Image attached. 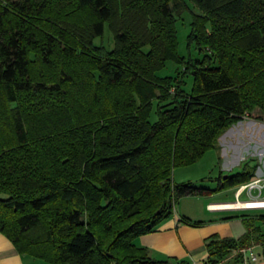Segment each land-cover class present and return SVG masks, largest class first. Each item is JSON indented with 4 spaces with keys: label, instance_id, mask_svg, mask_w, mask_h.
I'll return each mask as SVG.
<instances>
[{
    "label": "trees",
    "instance_id": "trees-1",
    "mask_svg": "<svg viewBox=\"0 0 264 264\" xmlns=\"http://www.w3.org/2000/svg\"><path fill=\"white\" fill-rule=\"evenodd\" d=\"M190 4L196 59L179 55ZM168 61L181 75L158 77ZM246 115L264 122V0H0V232L48 264H187L134 241L180 199L256 177L246 163L215 190L174 180ZM244 212L226 220L248 234L208 238V264L262 241L264 214Z\"/></svg>",
    "mask_w": 264,
    "mask_h": 264
},
{
    "label": "crops",
    "instance_id": "crops-1",
    "mask_svg": "<svg viewBox=\"0 0 264 264\" xmlns=\"http://www.w3.org/2000/svg\"><path fill=\"white\" fill-rule=\"evenodd\" d=\"M245 126L253 128L254 132H246ZM263 127L264 124L260 122L245 120L230 129L231 135L226 137V141L229 140L230 145L228 146L229 148L225 149V161H222V159L219 161L225 163L224 166L221 167V171L224 174L234 173L233 171L235 168L238 166L240 167L243 161H255L254 157L256 153L253 151L252 147L257 145L260 146L257 147L259 149L264 148V130L261 129ZM256 129H258V133H256ZM224 145L226 144L224 143ZM224 145L220 143L218 147L220 148ZM243 147L246 151L242 150ZM258 164L260 170L257 169V172L261 175L264 172V155L260 157ZM258 164L255 165L258 166ZM211 204L214 203H209L207 205L208 211L229 212V214L219 215L215 218H207L205 216H196V214H186L187 216H183L180 212L175 211V214L162 222L155 232L138 237L135 239L134 243L140 248L148 249L150 256L156 260L177 259L178 261H185L187 264H208L207 259L209 254L206 248V241L208 238L218 235L220 238L241 239L248 234V229L243 218L237 217L226 220L227 218L235 217L236 215H233V213L241 211L222 209L211 210L209 209V205ZM183 217H187L193 221H204L205 224L197 227L191 226L181 221ZM257 225L261 227L263 238L261 242L250 247L256 251L258 261L249 264H264V224L258 222ZM233 259L234 254L221 264H231ZM0 264L48 263L28 255L20 254L16 250L14 244L0 232Z\"/></svg>",
    "mask_w": 264,
    "mask_h": 264
},
{
    "label": "rangeland",
    "instance_id": "rangeland-1",
    "mask_svg": "<svg viewBox=\"0 0 264 264\" xmlns=\"http://www.w3.org/2000/svg\"><path fill=\"white\" fill-rule=\"evenodd\" d=\"M190 11L185 12L181 19L177 22V32H178V41H179V55L181 57L185 58H199L200 54L197 49V46L195 44H192L189 46L188 38L191 32V23H192V13L191 11H195L193 6L189 5ZM106 35H110L112 38V34L109 31L108 27H106ZM111 37H105L102 41H96L98 45L103 44L108 47V49H111L112 44ZM184 71V67L181 65H177L173 61H168L165 65V67L160 70L157 75L158 77H175L176 75H181V73ZM185 90L186 92L190 93L193 86V77L188 75L185 77ZM156 105V104H155ZM158 120V117L156 115V107L154 108L150 121L152 123H155ZM245 131L248 133L254 132L253 128L245 126ZM264 130V127L261 128ZM258 129H256V133ZM260 132V131H259ZM231 135V130L229 132H225L218 141V146L221 143L224 145L220 148H216L215 150H211L205 154V156L198 161L197 163L187 166V167H179L174 172V180L177 183H187L191 182L196 187H202L207 189L215 190L218 185V178L219 174L222 173L221 167L224 166L225 163H221L222 161H225V149L229 148L230 145L229 140L226 141V137H229ZM260 137V136H259ZM229 139V138H228ZM260 146L254 145L252 147L253 151H255V161H243L242 165L239 167H236L233 171L234 173L237 171H240L243 165L246 163H249L250 165L258 164V161L261 156L264 155V148H257ZM263 147H264V139H263ZM244 151V147L242 148ZM229 151V150H227ZM246 151V150H245ZM229 153V152H228ZM220 159H222L221 162ZM259 165V164H258ZM238 186L227 189L222 192H217L214 195L211 196H204V197H184L180 199L178 202L175 211L180 212L181 215L187 216L186 214H196V216L200 217H207V218H215L219 215H227L229 212H212L207 210V205L209 203H218V202H234L235 201V188ZM242 201L248 200L247 197H243L241 199ZM235 211V210H234ZM242 213H245L244 211L233 213V215H241ZM248 213V212H247ZM264 214V210L258 211V212H250V217H257L259 215Z\"/></svg>",
    "mask_w": 264,
    "mask_h": 264
},
{
    "label": "built area",
    "instance_id": "built-area-1",
    "mask_svg": "<svg viewBox=\"0 0 264 264\" xmlns=\"http://www.w3.org/2000/svg\"><path fill=\"white\" fill-rule=\"evenodd\" d=\"M245 120H250V121L252 120L264 124V122L257 121L251 118L249 115H246L244 117L243 121ZM243 121L239 122L238 124L242 123ZM257 169L260 170V167ZM234 196H235L234 202L214 203L209 205V209L211 210L222 209V210H235V211L264 210V206H254V205H264V172L261 175H259L258 172H256V177L254 179H252L248 183L239 185L237 188H235ZM243 197H247L248 200L242 201L241 199ZM242 253L245 256L244 264H249L251 262L258 261V255L256 254V251L253 248L244 249L242 250Z\"/></svg>",
    "mask_w": 264,
    "mask_h": 264
},
{
    "label": "bare ground",
    "instance_id": "bare-ground-1",
    "mask_svg": "<svg viewBox=\"0 0 264 264\" xmlns=\"http://www.w3.org/2000/svg\"><path fill=\"white\" fill-rule=\"evenodd\" d=\"M254 206H264V205H254Z\"/></svg>",
    "mask_w": 264,
    "mask_h": 264
},
{
    "label": "water",
    "instance_id": "water-1",
    "mask_svg": "<svg viewBox=\"0 0 264 264\" xmlns=\"http://www.w3.org/2000/svg\"><path fill=\"white\" fill-rule=\"evenodd\" d=\"M224 178H227V175H226V176H224Z\"/></svg>",
    "mask_w": 264,
    "mask_h": 264
}]
</instances>
